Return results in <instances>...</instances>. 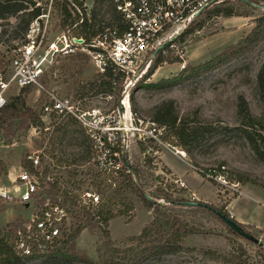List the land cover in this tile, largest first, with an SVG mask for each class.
I'll return each instance as SVG.
<instances>
[{
    "label": "rangeland",
    "instance_id": "1",
    "mask_svg": "<svg viewBox=\"0 0 264 264\" xmlns=\"http://www.w3.org/2000/svg\"><path fill=\"white\" fill-rule=\"evenodd\" d=\"M23 2L29 10L30 2L33 1L23 0ZM233 4L238 17L224 19L208 17L207 12L202 13L198 18L199 22H202L201 30L188 36L182 45L176 43L179 51L172 55L179 54L182 63L164 64L144 81L142 87L137 88L139 82L130 91V96L137 104V111H132L136 115V120H140L144 128L157 131L155 139L136 142L126 122L125 133L118 135L121 138L117 144L125 146V161L137 171L133 179L140 185L141 191L149 197L157 188L171 196L177 204H167L160 200L166 203L165 208L183 219L190 227L201 232L183 241L182 252L158 256L143 264H236L231 262L228 255L231 252L237 254L235 250L237 245H241L245 253L239 263L264 264V258L259 256L254 244L229 234L222 222L207 209L185 207L177 201L199 202L211 205L217 210L223 209L236 222L242 217L249 221L247 217L252 215L255 218L254 223L264 225V201L256 199V197H264V191L250 185L240 186L226 178V185L223 186L220 183L221 177L212 174L222 166L221 168H225L226 171L235 170L247 174L264 184V164L252 150L245 133L248 130L254 138L259 140L258 136H260L264 139V122L249 128L247 121L238 115V106L242 100L251 117L259 119L263 115L264 103L257 89V73L264 64V41L246 56L182 85L162 90L144 88L145 85L176 78L183 70L182 64L194 67L208 62L212 57L219 55L226 48L235 46L239 40L247 36L254 27V20L262 16L264 11ZM258 5L264 6V0H260ZM50 21L51 34H58L60 32L58 16H53ZM16 27L13 18L0 20V77L3 79L8 76V67L14 51L23 44V36ZM45 73L47 77L42 78L41 83L45 89L48 82L47 89L38 91L32 88L25 101L26 108L33 112H38L46 102V91L53 90L62 96L89 97L92 89L96 87L92 82L95 79L94 71L83 54L59 58ZM96 89L93 95L105 94L102 87L97 85ZM18 93V89L14 88L4 93L5 104ZM92 96L89 97L91 101L88 105L100 108L103 115L109 110H115L120 98L118 89L114 91L110 101L92 99ZM168 101L174 103L178 116L177 127L182 126L188 133L196 130L201 132L186 149H183L181 142L170 131L145 117V113ZM22 124L23 119L11 123L10 135H5V129L0 130V162L7 169V174L0 177V187L10 185V180L19 172L24 157L37 149H44L47 154L60 156L65 162L77 166H86L92 158L94 144L85 129L77 124L49 126L48 131L42 127L39 134L34 131L35 126L23 129ZM139 143L146 147V152L143 154L139 151ZM176 151L183 152L184 158L177 157L173 153ZM118 161L122 165L118 176L120 186L118 185L116 192L109 195L103 212L109 214L106 226L113 247L124 250L136 244L134 238L138 237L142 229L152 221L153 214L144 200L130 186H126L127 183L123 184L126 171L122 154L118 153ZM199 171L213 176L206 178ZM86 180L89 182L88 180L92 179L86 178ZM22 215L23 208L19 205L0 202V228L8 225L19 226ZM246 226H249L247 229L250 233L262 240L263 237L259 236L257 231L263 229L253 225ZM228 240L235 244H229ZM76 250L84 253V256L92 262H97L98 252L104 251L103 241L97 230L87 226L76 241ZM208 251L215 252L218 256L212 257L207 253ZM31 264H54V262L50 257H46L37 259Z\"/></svg>",
    "mask_w": 264,
    "mask_h": 264
},
{
    "label": "built area",
    "instance_id": "2",
    "mask_svg": "<svg viewBox=\"0 0 264 264\" xmlns=\"http://www.w3.org/2000/svg\"><path fill=\"white\" fill-rule=\"evenodd\" d=\"M32 1L34 8L41 10V15L29 23L23 44L14 51L10 61L7 78L0 77V108L5 105L4 93L11 87L20 90L33 86L44 91L42 75L54 61L73 54L85 55L94 71L92 82L96 87L90 96L102 81H108L109 76L113 78L110 80L111 92L97 93L92 99L110 101L117 89L120 96L115 110L103 115L100 108L88 105L90 96H62L53 90L45 92L40 123L33 127L36 134L42 127L48 131L49 126L74 123L85 129L94 149L86 165L89 168L67 163L60 156L47 154L44 149L29 152L26 155L29 168L20 166L10 185L0 187L2 203H14L23 208L21 224L12 238V250L20 258L36 261L62 247L77 224L78 212H89L100 219L109 195L116 192L120 184L118 176L122 165L118 153L124 161L125 146L117 142L121 138L118 135L126 131V122L136 142L157 136L156 129L148 130L136 120L130 107V91L146 76L154 52L167 41L170 48H175L174 40L194 23L198 12L237 0ZM56 3L65 5L71 24L52 35L50 20ZM109 8L112 16L106 15ZM83 25L93 33L89 34V40L72 35L74 29ZM121 107L123 112H120ZM173 153L183 159L177 152ZM199 172L206 178L213 176ZM215 177H221V185H226L225 177ZM86 178L92 180L87 182Z\"/></svg>",
    "mask_w": 264,
    "mask_h": 264
},
{
    "label": "trees",
    "instance_id": "3",
    "mask_svg": "<svg viewBox=\"0 0 264 264\" xmlns=\"http://www.w3.org/2000/svg\"><path fill=\"white\" fill-rule=\"evenodd\" d=\"M233 3H235V5H239L240 7L253 8L251 7L250 3L258 5L260 3V0H237ZM233 3L214 6L211 9L204 11L203 13L207 12L208 17L215 16L223 17L224 19L238 17L239 15L237 14L236 7ZM108 13L110 14V16H112L113 12L111 8L107 10L106 15H108ZM40 15L41 10L39 8H34L33 2H30V9L28 10V8L25 7V3L23 2V0H8L5 2L0 0V20H8L12 18L15 19L17 24L16 29L21 33L22 36L26 32L29 23ZM56 15L58 16V28L60 30H65L66 26L71 24V22H68L70 16L65 5H62L61 3H56L54 5L53 16ZM5 16L7 17L5 18ZM253 23L254 27L252 28L250 33L239 40V42L235 46L226 48L219 55L212 57L208 62H205L198 66H184L179 75L172 80H166L165 82H160L157 84L145 85L144 88L151 90L170 89L216 71L228 65L232 61H236L246 56L257 45L264 41V14L256 18ZM86 28V25L77 27L72 31V35L89 40V34L91 33V35H93V33L92 31H88ZM201 28L202 22H199V19L197 18L192 25H190L179 37L174 40L173 45H175V48H170L169 45H167L161 52H159L154 57L149 71L147 72L146 76L140 81V84H138L137 88L142 87L144 81L146 79H149V77L152 76L155 71L158 68L162 67L164 64H181L182 59L180 55H172L173 53L177 52V50L179 51V49L176 48V43L182 45L188 36L198 32L199 30H201ZM180 51L182 52V49H180ZM46 77L47 75L46 73H44L41 77V80L42 78L45 79ZM108 79V81H103L98 85V87H102L104 93L111 92L110 80L113 78L109 76ZM118 83L120 84L121 82L118 81ZM47 87L48 82L45 85V89H47ZM32 88L35 87L30 86L21 88L20 90H18L19 93L15 98L10 99L8 103L0 108V130L5 129V135H10V132L12 131L11 129H9L10 124L17 119H23V129H26L27 127L37 126L40 123V110L38 112H33L31 109H27L25 106L26 98L32 91ZM257 89L261 100L264 103V64L259 68V71L257 73ZM130 102L131 110L134 112L137 111V104L134 101V98L131 96ZM238 115L242 116L247 121L246 124L249 128H253L256 125H261L262 122H264V112L259 119L251 117L243 100L239 103ZM145 117L149 118L159 127L166 128L171 132L172 135H175L181 142V146L183 147V149H186V147L190 143L194 142L201 134L199 130L191 131L190 133H188L182 126L177 127L176 124L178 122V116L175 112L174 103L172 101L164 102L159 106L154 107L150 112L145 113ZM245 133L252 150L264 164V139L260 136H258L259 140L254 138L251 133L248 132V130ZM163 139L166 141L165 138ZM138 146L140 153L143 154L146 152V147L142 143H139ZM118 151L121 152V149L118 148ZM186 151L190 154L188 150ZM21 165L24 168H29V163L26 161V157H24ZM221 167L222 166L214 170L212 174L216 176H223L228 181L234 182L240 186L250 185L264 191V184L260 183L256 178H252L247 174L235 170L226 171L225 168L222 169ZM131 168L136 176V169H134L132 166ZM124 170L128 171L129 173L124 174L123 184L126 185L127 183L126 186H130L131 189L144 200L147 207L152 211L153 214L152 221L142 229L138 237L134 238L136 244H133L124 250L114 248L106 226L109 220V214L101 212L100 219H96L89 212H78L76 217L77 224L73 226L72 233L67 241L58 251L48 256L52 259L54 264H143L144 262L158 256L172 255L182 252L184 250V247L182 245L183 241L190 236L201 233L196 228L190 227L179 216L172 214L168 209L165 208V205H158L154 202L146 200L142 195L140 185H138V183L133 179L134 176L132 172L127 167H125ZM6 174L7 169L4 167L3 163L0 162V177ZM150 197L155 201L163 200L165 202H176V200H173L171 196L166 194L160 188H157L154 191L153 195H150ZM177 201L184 202L185 200ZM208 206L211 209L216 210L224 216L235 221L223 209L217 210L211 205ZM208 211L211 212L210 210ZM217 219L221 221L219 218ZM222 224L226 227V230L229 234L243 239L235 232H233L223 222ZM87 226H89L92 230H97L103 241L104 251L103 253L98 252L99 259L97 262H92L86 256H84V253L76 250V241L80 237L81 232ZM239 226L250 233V231H248L247 229V227L249 226L242 224H239ZM18 227V225H8L4 228H0V264H31L36 262L32 259L20 258L13 252L11 247L12 238ZM257 233H259V236L263 237L261 240L263 244L262 246L255 244L254 245L256 247V250L258 251L259 256L264 258V231L258 230ZM250 234L256 237L255 234ZM256 238H258V236ZM228 243L233 245L235 244V242L230 240H228ZM235 250L237 251V254H235V252H231L229 253L228 257L231 262L241 264L239 263V261L241 260L242 255L245 254L244 250L241 245H237V248ZM207 253L212 257L218 256V254L215 252L208 251Z\"/></svg>",
    "mask_w": 264,
    "mask_h": 264
},
{
    "label": "water",
    "instance_id": "4",
    "mask_svg": "<svg viewBox=\"0 0 264 264\" xmlns=\"http://www.w3.org/2000/svg\"><path fill=\"white\" fill-rule=\"evenodd\" d=\"M251 7L256 8V9H260L262 11H264V6L261 5H256L254 3H250ZM203 12H198L195 16V18H199L201 16ZM169 44V41L163 43L155 52H154V56H156L159 52H161L167 45ZM120 112H123V108H120ZM123 164L125 167H127L133 174L134 178H135V173L132 170L131 166L124 160ZM143 197L150 201V202H154L158 205H166V203H163L161 201H155L153 200L151 197H149L147 194L142 192ZM167 204H177L176 202H167ZM182 206L185 207H201V208H205L207 210H210L215 216H217V218H219L226 226H228L233 232H235L238 236L242 237L243 239L247 240L248 242H251L252 244L255 245H259L262 246V241L259 238H256L254 236H252L249 232H247L246 230H244L243 228H241L239 226L238 222H235L233 220H231V218H228L226 216H224L223 214H221L220 212L211 209L208 205L206 204H202L199 202H181L179 203Z\"/></svg>",
    "mask_w": 264,
    "mask_h": 264
},
{
    "label": "crops",
    "instance_id": "5",
    "mask_svg": "<svg viewBox=\"0 0 264 264\" xmlns=\"http://www.w3.org/2000/svg\"><path fill=\"white\" fill-rule=\"evenodd\" d=\"M258 198H259V200H263L264 201V197L263 196L262 197H256V199H258ZM247 220H249V221L244 220L243 217H242V219H237V222L239 224H242V225H253V226H255L258 229H263L264 230V225H259V224L257 225V223H254L255 218H253L252 215L247 217Z\"/></svg>",
    "mask_w": 264,
    "mask_h": 264
},
{
    "label": "bare ground",
    "instance_id": "6",
    "mask_svg": "<svg viewBox=\"0 0 264 264\" xmlns=\"http://www.w3.org/2000/svg\"><path fill=\"white\" fill-rule=\"evenodd\" d=\"M126 104V103H125ZM177 153L176 154H180V156L182 157V158H184V153L183 152H178V151H176Z\"/></svg>",
    "mask_w": 264,
    "mask_h": 264
}]
</instances>
